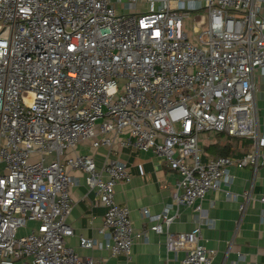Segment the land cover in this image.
<instances>
[{
  "label": "built area",
  "instance_id": "obj_1",
  "mask_svg": "<svg viewBox=\"0 0 264 264\" xmlns=\"http://www.w3.org/2000/svg\"><path fill=\"white\" fill-rule=\"evenodd\" d=\"M262 84L264 0H0V264H102L66 243L72 171L106 208L104 247L130 258L148 231L136 232L115 199L132 178L114 157L123 148L151 151L180 175L176 208L203 219L205 195L224 190L244 212L253 197L230 190L232 169L264 166ZM206 132L250 140L251 150L209 157ZM171 208L143 209L149 230L165 234L168 252H185L179 264H212L200 225L169 230ZM79 245L98 243L80 236Z\"/></svg>",
  "mask_w": 264,
  "mask_h": 264
},
{
  "label": "crops",
  "instance_id": "obj_2",
  "mask_svg": "<svg viewBox=\"0 0 264 264\" xmlns=\"http://www.w3.org/2000/svg\"><path fill=\"white\" fill-rule=\"evenodd\" d=\"M257 106L260 122L264 124V84L259 87ZM210 138L213 140L210 147L202 138L204 148L208 147L206 153L209 157H215L223 145L230 146V156L235 158L242 157L251 150L250 140L234 141L230 138L223 142L216 133ZM213 143L217 144L214 146ZM79 149L82 153H93L89 146H80ZM105 151L100 148L94 154L99 167L104 160ZM116 156L130 167L132 178L129 183L116 186L115 199L120 205H126L130 209L134 230H147L148 238L135 241L130 258L124 254L113 256L104 247L107 236L99 233L106 208L98 202L93 191H88L84 174L72 171V175L78 179V184L71 188L73 209L68 218L74 234L66 239V243L74 247L81 256L93 257L102 264H179L185 252H168L165 234L149 230L151 223L143 213V209H148L150 213L158 214L165 207H172L171 213L178 210V216L169 230L185 232L200 225L202 243L216 250L212 264H264V203L259 200L264 195V166L256 174L250 165L232 169L234 179L230 190L237 194L251 190L253 197L244 212L239 210L238 202L226 196L224 190H212L201 202L205 218L200 219L192 208L183 205L176 208L173 205L180 175L166 161L151 151L130 152L128 148H123L114 157ZM239 200L244 199L240 196ZM34 225V222L30 223V226ZM80 236L93 238L98 246L80 247Z\"/></svg>",
  "mask_w": 264,
  "mask_h": 264
},
{
  "label": "rangeland",
  "instance_id": "obj_3",
  "mask_svg": "<svg viewBox=\"0 0 264 264\" xmlns=\"http://www.w3.org/2000/svg\"><path fill=\"white\" fill-rule=\"evenodd\" d=\"M121 9V11L123 12V13H130V10H128V8L127 7H125V8H123V7H120ZM189 27V26H188ZM190 28H191V26H190ZM213 133H210V132H206V133H203L202 134V136H201V139L203 138V139H205V142L207 143V145L208 144H211L212 143V139L210 138L211 137V135H212ZM220 135V139H221V141H223V142H225L226 140H228V139H232V140H234V141H237L238 139L237 138H232V137H229L227 134H225V133H220L219 134Z\"/></svg>",
  "mask_w": 264,
  "mask_h": 264
},
{
  "label": "trees",
  "instance_id": "obj_4",
  "mask_svg": "<svg viewBox=\"0 0 264 264\" xmlns=\"http://www.w3.org/2000/svg\"><path fill=\"white\" fill-rule=\"evenodd\" d=\"M216 134H220V133H216ZM217 143H213V145L215 146ZM210 146H212L211 144H208V147H210ZM208 147L206 148L205 147V151L207 152V150L206 149H208ZM219 147V146H218ZM221 148H220V150H219V152L217 153V155L215 156V157H217V156H230V153H231V148H230V146H228V145H223V146H220Z\"/></svg>",
  "mask_w": 264,
  "mask_h": 264
}]
</instances>
